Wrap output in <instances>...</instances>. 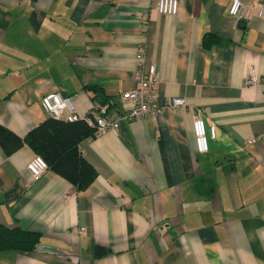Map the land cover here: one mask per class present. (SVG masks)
Segmentation results:
<instances>
[{
  "label": "crops",
  "instance_id": "1",
  "mask_svg": "<svg viewBox=\"0 0 264 264\" xmlns=\"http://www.w3.org/2000/svg\"><path fill=\"white\" fill-rule=\"evenodd\" d=\"M154 1L0 0V125L21 140L0 145V224L39 235L0 249V264H264V17L235 22L230 0H177L175 14ZM138 45L156 102L184 104L81 139L95 171L84 188L49 167L33 179L22 138L48 115L41 95H69L81 116L105 99L127 111Z\"/></svg>",
  "mask_w": 264,
  "mask_h": 264
},
{
  "label": "built area",
  "instance_id": "2",
  "mask_svg": "<svg viewBox=\"0 0 264 264\" xmlns=\"http://www.w3.org/2000/svg\"><path fill=\"white\" fill-rule=\"evenodd\" d=\"M18 2L24 0H16ZM177 0H155L153 8L159 13L175 14L177 10ZM227 13L231 15L235 22L242 18H248L251 13L264 17V0H230ZM143 47L138 45L134 56L136 66L134 69L135 85L131 88L119 92V102L129 101L131 106L127 111H118L112 107L114 102L105 99L104 102L96 106L91 114L81 116L76 113L73 101L69 95H61L57 91L47 92L40 97V104L44 111L55 118L66 120L83 119L93 128L90 136L97 135L106 128H116L118 119L121 116H155L166 105H183L184 97L181 95H171L158 103L155 100V82L157 81L155 64L149 62L143 64ZM255 79V75L248 71L244 77L245 83H250ZM191 130L193 134V148L203 152L207 149L206 129L204 121L196 111L192 115ZM210 133L214 130L211 127ZM250 139H246L249 142ZM26 169L33 179L48 167L45 159L38 153H34L25 163Z\"/></svg>",
  "mask_w": 264,
  "mask_h": 264
},
{
  "label": "trees",
  "instance_id": "3",
  "mask_svg": "<svg viewBox=\"0 0 264 264\" xmlns=\"http://www.w3.org/2000/svg\"><path fill=\"white\" fill-rule=\"evenodd\" d=\"M213 39L214 35L204 33L201 43L208 46ZM92 131L93 128L81 118L66 120L47 115L28 129L22 139L45 159L49 168L68 179L76 189H81L92 181L95 171L81 155L78 143L90 136ZM17 142H21L20 138L0 125V145L6 152ZM38 236L35 231L0 224V249H30L37 242ZM94 247L96 254L106 252L98 245Z\"/></svg>",
  "mask_w": 264,
  "mask_h": 264
}]
</instances>
